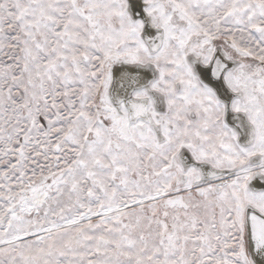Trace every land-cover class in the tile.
Listing matches in <instances>:
<instances>
[{"label": "snow or ice", "instance_id": "obj_1", "mask_svg": "<svg viewBox=\"0 0 264 264\" xmlns=\"http://www.w3.org/2000/svg\"><path fill=\"white\" fill-rule=\"evenodd\" d=\"M0 264H264V0H0Z\"/></svg>", "mask_w": 264, "mask_h": 264}]
</instances>
